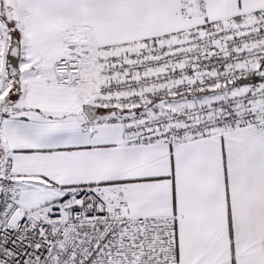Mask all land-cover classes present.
I'll list each match as a JSON object with an SVG mask.
<instances>
[{
	"label": "snow or ice",
	"instance_id": "6c2138e0",
	"mask_svg": "<svg viewBox=\"0 0 264 264\" xmlns=\"http://www.w3.org/2000/svg\"><path fill=\"white\" fill-rule=\"evenodd\" d=\"M0 264H264V0H0Z\"/></svg>",
	"mask_w": 264,
	"mask_h": 264
}]
</instances>
